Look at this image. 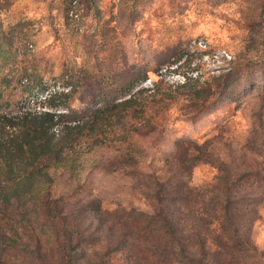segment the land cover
<instances>
[{
	"label": "rangeland",
	"instance_id": "obj_1",
	"mask_svg": "<svg viewBox=\"0 0 264 264\" xmlns=\"http://www.w3.org/2000/svg\"><path fill=\"white\" fill-rule=\"evenodd\" d=\"M198 41L204 51L193 46ZM131 67L148 71L132 92L186 79L210 92L164 106L163 131L139 141L137 168L111 173L113 155L103 154L72 186V200L97 198L111 221L131 207L149 213L152 202L141 194L151 176L166 172L177 143L207 142L234 172L240 231L264 252V0H0V90L11 109L27 97L32 110L94 107L96 84L116 86ZM193 98L204 102L200 110ZM222 176L199 164L183 178L192 228L195 215L217 216L209 202H223Z\"/></svg>",
	"mask_w": 264,
	"mask_h": 264
},
{
	"label": "trees",
	"instance_id": "obj_2",
	"mask_svg": "<svg viewBox=\"0 0 264 264\" xmlns=\"http://www.w3.org/2000/svg\"><path fill=\"white\" fill-rule=\"evenodd\" d=\"M132 70L116 86L96 84L97 105L81 111L67 102L53 106L64 111L32 110L29 97L11 109L0 90V264H264V252L240 231L234 172L207 142L177 143L166 172L151 176V188L141 194L152 202L149 213L131 207L114 211L111 221L97 198L72 200L78 188L72 186L103 154L113 155L111 173L137 168L139 141L163 131L164 106L210 92L190 79L132 92L148 72ZM199 98L192 101L198 110ZM199 164L215 165L225 190L223 202L218 196L209 202L217 216L195 215L192 228L183 178ZM246 220L251 229L254 215Z\"/></svg>",
	"mask_w": 264,
	"mask_h": 264
},
{
	"label": "built area",
	"instance_id": "obj_3",
	"mask_svg": "<svg viewBox=\"0 0 264 264\" xmlns=\"http://www.w3.org/2000/svg\"><path fill=\"white\" fill-rule=\"evenodd\" d=\"M193 46L200 51H204L206 49V44L203 41L195 42Z\"/></svg>",
	"mask_w": 264,
	"mask_h": 264
}]
</instances>
